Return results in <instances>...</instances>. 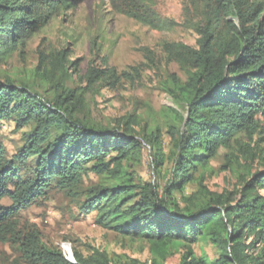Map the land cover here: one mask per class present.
<instances>
[{
    "label": "trees",
    "instance_id": "1",
    "mask_svg": "<svg viewBox=\"0 0 264 264\" xmlns=\"http://www.w3.org/2000/svg\"><path fill=\"white\" fill-rule=\"evenodd\" d=\"M79 1L0 0V64L17 51L24 54L30 37ZM112 3L117 12L153 29L177 25L157 11L153 0ZM183 15L196 45L162 44L166 59L178 68L167 70L160 83L177 106L169 108L170 155L161 126L142 124L137 110L107 126L91 117L88 91L116 87L121 80L107 63L100 68L93 60L81 75L67 47L38 49L35 73L49 86L46 94L7 75L0 79V125L12 121L16 131L29 127L11 157L0 142V241L17 245L29 264H167L178 250L183 251L179 264H264V169L245 165L236 192H213L206 184L211 162L233 143L228 165L260 155L264 163L259 150L264 143V0H183ZM75 73L85 87L68 86ZM145 146L155 173L169 165L163 194L139 174ZM90 174L98 180L85 186ZM192 183L197 189L187 194ZM52 187L77 198L81 216L96 213L102 228L146 243L150 259L114 261L92 247L88 256L75 251L71 261L39 231L20 229L19 212ZM199 242L211 245V257L196 253Z\"/></svg>",
    "mask_w": 264,
    "mask_h": 264
},
{
    "label": "rangeland",
    "instance_id": "2",
    "mask_svg": "<svg viewBox=\"0 0 264 264\" xmlns=\"http://www.w3.org/2000/svg\"><path fill=\"white\" fill-rule=\"evenodd\" d=\"M153 2L163 17L175 20L177 25L174 29L160 31L144 25L117 12L112 0H81L72 7L63 8L45 28L28 39L24 54L17 51L7 62L0 64V79L3 80L7 75L19 83L28 82L33 89L46 94L45 90L49 86L35 73L39 62L38 49L50 52L67 47L72 52L71 60L78 63L77 74L81 75L93 60L94 65L100 68L107 63L116 69L121 80L116 87L106 85L88 91L86 98L91 117L107 126L137 110L142 124L149 122L151 127L156 124L161 126L164 151L170 155L174 150V141L168 133L167 122L172 117L169 108L177 106L168 94L160 90V83L167 70L178 72V68L166 59L162 44L175 41L195 46L197 36L183 15V0ZM148 54L153 58L149 59ZM68 86L85 87V83L80 82L75 73ZM28 129L16 131L12 121L0 125V142L4 144L9 157L22 146V133ZM242 139L247 142L245 136ZM235 148L233 143L230 150ZM261 149L264 150V143ZM230 150L222 148L206 172V184L213 192L238 191L242 185L241 176L246 175L245 165L251 164L253 171L264 169L262 155L253 162L245 160L243 156L240 161L228 165L226 155ZM168 169L167 164L160 173H155L150 149L145 146L139 174L145 181L158 184L161 194L170 182ZM89 179L97 181L98 176L90 174L84 180L85 186L89 184ZM196 189V184L192 183L186 187V193L190 194ZM174 195L178 200L181 198L178 192H174ZM2 203L8 205L11 200L4 199ZM77 203V198L66 190L52 187L47 194L19 212L17 225L20 229L39 231L46 244L60 247L63 251H66L64 244L68 243L72 254L78 251L88 256L91 248L97 247L107 251L114 261L136 258L147 262L150 259L146 243L132 242L129 238L102 228L95 221L96 213L81 216ZM194 247L199 256L202 253L212 256L210 244L199 242ZM182 252L175 251L167 264H179ZM65 253L68 254L67 251ZM0 264L29 263L17 245L0 241Z\"/></svg>",
    "mask_w": 264,
    "mask_h": 264
},
{
    "label": "bare ground",
    "instance_id": "3",
    "mask_svg": "<svg viewBox=\"0 0 264 264\" xmlns=\"http://www.w3.org/2000/svg\"><path fill=\"white\" fill-rule=\"evenodd\" d=\"M65 245V248H66V251H67V253L68 254H66L67 255V257L71 260V261H75L74 260V255L72 254V251H70V245L68 244V243H65L64 244ZM62 246V245H61ZM63 247V246H62ZM63 249H64V247H63ZM65 250H64V252H66Z\"/></svg>",
    "mask_w": 264,
    "mask_h": 264
}]
</instances>
